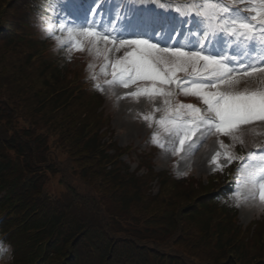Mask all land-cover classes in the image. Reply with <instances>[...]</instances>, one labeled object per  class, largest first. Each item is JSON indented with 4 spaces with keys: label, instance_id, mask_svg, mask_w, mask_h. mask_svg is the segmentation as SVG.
I'll return each mask as SVG.
<instances>
[{
    "label": "trees",
    "instance_id": "trees-1",
    "mask_svg": "<svg viewBox=\"0 0 264 264\" xmlns=\"http://www.w3.org/2000/svg\"><path fill=\"white\" fill-rule=\"evenodd\" d=\"M44 3L0 0V235L12 264H264V219L242 228L226 196L239 161L206 182L156 173L151 154L145 174L130 172L129 149L103 142L94 68L69 70L41 34Z\"/></svg>",
    "mask_w": 264,
    "mask_h": 264
},
{
    "label": "snow or ice",
    "instance_id": "snow-or-ice-1",
    "mask_svg": "<svg viewBox=\"0 0 264 264\" xmlns=\"http://www.w3.org/2000/svg\"><path fill=\"white\" fill-rule=\"evenodd\" d=\"M42 7L47 38L101 59L105 85L134 89L119 98L161 101L141 117L155 129L154 145L193 154L215 136L221 151L211 163L222 170L221 157L240 162L238 202L264 205V147L244 156L232 151L244 144L245 126L264 124V0H45ZM177 95L195 96L203 107L175 101ZM252 134L261 135L255 127Z\"/></svg>",
    "mask_w": 264,
    "mask_h": 264
},
{
    "label": "rangeland",
    "instance_id": "rangeland-1",
    "mask_svg": "<svg viewBox=\"0 0 264 264\" xmlns=\"http://www.w3.org/2000/svg\"><path fill=\"white\" fill-rule=\"evenodd\" d=\"M67 64H69V69L74 71L78 69L79 64L86 63V56L88 55L89 61H94L98 64L96 71L99 73V65L102 60L99 58H93L87 51H67ZM99 62V63H97ZM110 78V77H109ZM105 77L101 75V86L103 102L99 106V111L102 112L104 119L107 124L104 126L107 131L105 139L103 142H116L120 147L126 148L130 147V152L121 158V160L129 166V169L134 172L137 170L138 156L143 153H149L152 148H155L153 166L156 172L171 171L173 174L185 178L193 179L196 182H205V180L212 174L221 169L216 168L211 163V158L216 154L217 151H221L217 139L215 136H207L199 147L193 154H188L187 152H181L178 155H173L171 151H165L156 145H154L150 139L154 127H149L147 122H145L141 117L152 111L154 107H160L161 101L159 99L155 101H149L148 99L141 97L138 100H133L131 97H125L123 99L119 97H124V94L134 90L133 88H122V87H109L103 83ZM245 85H241L244 87ZM249 87H255L256 82L252 81ZM190 99L196 100L201 107L203 105L199 99L195 96H183L177 95L175 100L188 101ZM161 113H155L158 118ZM255 127L261 135H253L252 128ZM167 141V137L164 138ZM195 139V138H194ZM220 139L230 146H232V141L230 138L221 137ZM243 139L244 144H235L241 150L248 152L249 150H256V144H260L264 147V124L257 123L254 126H245L243 129ZM232 146V149L234 148ZM199 154H203L200 158ZM197 160L199 166H197ZM221 168H225L228 163L220 158ZM140 174H145L144 170L139 171ZM235 185L230 193V199L233 204L238 208V222L243 227L248 224L260 220L264 217V205H261L257 200H243L239 202L235 195ZM157 192V187L153 188V193ZM0 248L6 251L0 252V264H10L11 259L10 247L6 244L0 245Z\"/></svg>",
    "mask_w": 264,
    "mask_h": 264
},
{
    "label": "bare ground",
    "instance_id": "bare-ground-1",
    "mask_svg": "<svg viewBox=\"0 0 264 264\" xmlns=\"http://www.w3.org/2000/svg\"><path fill=\"white\" fill-rule=\"evenodd\" d=\"M199 155H200V158L203 157V154H199ZM196 164H197V166H199L198 160H197V163Z\"/></svg>",
    "mask_w": 264,
    "mask_h": 264
}]
</instances>
